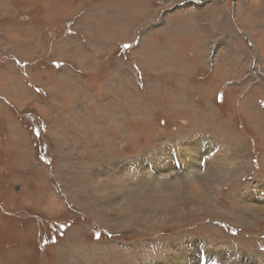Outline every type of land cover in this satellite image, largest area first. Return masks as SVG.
I'll list each match as a JSON object with an SVG mask.
<instances>
[{
  "label": "rangeland",
  "instance_id": "obj_1",
  "mask_svg": "<svg viewBox=\"0 0 264 264\" xmlns=\"http://www.w3.org/2000/svg\"><path fill=\"white\" fill-rule=\"evenodd\" d=\"M260 186L264 0H0V264H264Z\"/></svg>",
  "mask_w": 264,
  "mask_h": 264
},
{
  "label": "bare ground",
  "instance_id": "obj_2",
  "mask_svg": "<svg viewBox=\"0 0 264 264\" xmlns=\"http://www.w3.org/2000/svg\"><path fill=\"white\" fill-rule=\"evenodd\" d=\"M163 102V101H162ZM195 144L198 146V147H203V154L200 156V154H199V152H195V151H191V157H192V159H191V161L193 162V163H196V164H199L200 165V162H201V159H202V157L203 156H205V155H207V154H210L211 152H213L212 150V148H210V146L211 145H209V143L208 142H206V141H202V142H195ZM213 146V145H212ZM184 149H185V147L183 146V148L180 150L181 151V155L180 156H177L176 154H174L176 157H177V159L179 160V163L181 164V158H182V155L184 154ZM208 149H210V151L208 152ZM171 160V159H170ZM172 161V163H173V160H171ZM149 163V162H148ZM166 163H168L167 161H164V164L163 165H165L163 168L164 169H169L168 168V166H167V164ZM150 164V163H149ZM190 164H188L187 166H189ZM181 166V165H180ZM187 166H185V167H187ZM183 167V166H182ZM140 168H144V167H140ZM162 168V169H163ZM222 169L224 170V171H220L221 173H220V175L218 176V177H221L224 173H225V168H224V166H222ZM216 176V175H215ZM142 181L144 182V181H147V179L146 178H143L142 179ZM221 182V181H220ZM172 182H168L167 184H165V187H168V185H170ZM178 183V182H177ZM174 184V183H173ZM169 189H175L176 187H175V185H172V186H170V187H168ZM178 188V187H177ZM177 188H176V191L177 192H179L180 190L178 189L177 190ZM138 190V189H137ZM143 190V189H142ZM135 191V190H134ZM185 191V190H184ZM206 192H208V191H206ZM255 192V191H254ZM261 193H263L264 194V186H260L258 189H257V192L256 193H250V196L249 197H251L252 199H254L253 198V195H255V196H261ZM253 194V195H252ZM261 197H263V196H261ZM258 200H262V203H264V199H258ZM256 201V200H255ZM257 202V201H256ZM259 203V202H258ZM257 206V205H256ZM260 208V207H259ZM259 210V209H258ZM261 212L262 211H264V209L263 210H260ZM259 213V212H258ZM263 213V212H262ZM260 217V216H259ZM236 251L235 250H230L229 252H226V254L225 253H221L220 254V258H219V262L221 263V264H228L227 262H222V260L224 259V260H228V259H230V258H228V255L229 254H233V253H235ZM177 256V255H176ZM175 259V258H174ZM182 259L183 260H185L186 261V264L189 262V261H192V259L193 258H190L189 256H186V255H182V256H180V261H179V263H181V264H185L183 261H182ZM228 261H230V260H228ZM169 262L171 263V264H174V262L173 261H171V259L169 260ZM135 264V263H134ZM192 264V263H191ZM229 264H230V262H229ZM233 264V263H232Z\"/></svg>",
  "mask_w": 264,
  "mask_h": 264
},
{
  "label": "water",
  "instance_id": "obj_3",
  "mask_svg": "<svg viewBox=\"0 0 264 264\" xmlns=\"http://www.w3.org/2000/svg\"><path fill=\"white\" fill-rule=\"evenodd\" d=\"M175 10V8H172L170 11H174Z\"/></svg>",
  "mask_w": 264,
  "mask_h": 264
}]
</instances>
